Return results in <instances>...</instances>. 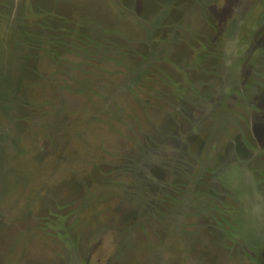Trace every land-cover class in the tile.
Instances as JSON below:
<instances>
[{
	"label": "rangeland",
	"instance_id": "374dc122",
	"mask_svg": "<svg viewBox=\"0 0 264 264\" xmlns=\"http://www.w3.org/2000/svg\"><path fill=\"white\" fill-rule=\"evenodd\" d=\"M0 264H264V0H0Z\"/></svg>",
	"mask_w": 264,
	"mask_h": 264
}]
</instances>
